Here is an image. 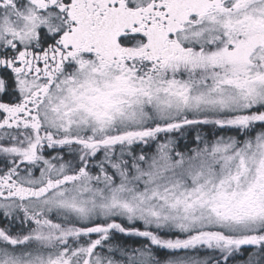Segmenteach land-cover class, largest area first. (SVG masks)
Listing matches in <instances>:
<instances>
[{
	"label": "snow or ice",
	"instance_id": "6c2138e0",
	"mask_svg": "<svg viewBox=\"0 0 264 264\" xmlns=\"http://www.w3.org/2000/svg\"><path fill=\"white\" fill-rule=\"evenodd\" d=\"M0 264H264V0H0Z\"/></svg>",
	"mask_w": 264,
	"mask_h": 264
}]
</instances>
